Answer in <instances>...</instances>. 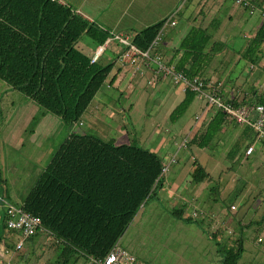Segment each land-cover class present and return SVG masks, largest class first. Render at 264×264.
<instances>
[{"label":"trees","instance_id":"obj_1","mask_svg":"<svg viewBox=\"0 0 264 264\" xmlns=\"http://www.w3.org/2000/svg\"><path fill=\"white\" fill-rule=\"evenodd\" d=\"M260 2L251 0L244 6L259 9L263 17L238 51L250 68L259 69L258 76L264 74V8ZM204 15L205 12L203 15L201 12V17ZM165 20L137 31L129 42L141 50L147 49ZM211 22L216 26L219 20L213 16ZM209 25L191 26L177 45L169 47V57L165 55L168 48L164 49L162 42L159 47L164 60L173 63L176 71L188 78L199 77L204 83L209 81L205 72L211 61L226 48L224 42L212 39ZM83 35L89 37L95 48L107 38H113L110 32L56 0H0V79L33 100L44 112L59 117L69 130L17 204L39 218L41 229L25 240L38 238V243L46 237L50 239L53 248L48 261L55 256L50 264L103 258L118 243L139 208L149 198L157 196L163 186V162L156 152L134 143H115L112 138L72 130L75 124H82L83 116L89 112L104 82L111 84L123 68L117 61L118 54L102 62V52L95 62H90L91 54H85L76 46ZM116 42L120 52L125 49L122 43ZM217 85L222 91V84L215 82L214 86ZM250 90V95H242L240 99L238 95L224 98L223 93L222 97L234 105L263 104V90L254 86ZM183 93L170 119L180 117L196 97L194 91ZM210 107L213 113L186 140L187 147L206 148L227 125L238 126L221 108ZM251 143L264 145V139L257 141L253 129L243 125L226 152L229 168L233 169L243 155L247 158L244 152ZM205 178H209V173L197 164L192 181L198 183ZM1 181L2 207L5 192ZM244 186L242 181L241 186L233 189L227 206L229 211ZM183 212V208L173 209V214L187 222L210 218L196 213L184 216ZM5 220L2 209L0 245L12 251L20 232L7 228ZM263 222L264 211L258 223ZM248 224L251 221L244 224L237 220L238 236H229L225 241L216 240L220 229L207 232L214 239L221 264L238 262L244 249L243 230ZM228 242L231 244L227 245Z\"/></svg>","mask_w":264,"mask_h":264},{"label":"rangeland","instance_id":"obj_2","mask_svg":"<svg viewBox=\"0 0 264 264\" xmlns=\"http://www.w3.org/2000/svg\"><path fill=\"white\" fill-rule=\"evenodd\" d=\"M160 1L153 0L154 4H150L153 8L147 9L143 3L145 7L132 10L133 16L124 22L133 26L151 22L160 16L165 15L166 19L172 16L180 25H165L161 34V39H171L170 48L178 44L179 37H183L191 26H205L209 22L204 20L205 15L201 19L200 11L202 15L203 12L207 15L213 12L206 8L207 5L202 9L200 6L194 8L190 11L193 15L187 24L180 16L187 14L186 8L191 0ZM156 2L158 6L165 3L167 9H157ZM260 3L263 5L264 0ZM234 4L235 0H226L225 6L235 12ZM172 5L176 9H169ZM222 13L220 24L213 26L210 23L208 26L212 39L222 41L226 46L206 69L208 82L213 85L221 83L224 97L237 94L240 99L242 95L248 96L251 86L264 92V74L258 76L259 69L250 68L238 54L263 15L258 10L248 15L238 9V21L235 18L230 21L224 16L228 11ZM76 46L85 54H89L90 48H95L86 35ZM109 48L102 55V62L112 58L108 56ZM170 52L168 48L166 57ZM151 75L150 71H146L144 76H135L136 79L126 86L118 75L111 84L104 82L94 96L89 112L83 116L82 124L77 123L72 128L77 133H90L103 139L112 138L115 143H134L148 148L167 165L162 173L164 187L139 208L119 238V246L147 264H221L214 239L207 232L220 229L216 240H226L229 236H238L235 229L237 220L244 224L251 221L243 230L244 249L236 264H264V222L258 223L264 211V145L254 144V151L247 158L243 155L233 169L226 162V152L242 125H227L206 148L187 147L186 140L198 130L202 121L206 122L213 108L204 97L196 96L180 117L170 119L171 111L182 100L184 93L168 80L148 82ZM250 116L255 117V112ZM68 133V128L59 117L44 112L33 100L0 79V179L5 201L20 204ZM197 164L205 167L209 178L195 183L192 173ZM242 181L245 186L239 198L232 202L234 208L230 207L231 213L227 206L232 199V191L237 185L241 186ZM180 207L184 208L185 215L196 213L202 217L209 215L210 218L187 222L173 214V209ZM1 208L0 205V213ZM39 244L31 252L30 240L25 241L23 249L15 251L10 261H16V264L51 263L55 259L53 256L48 261L52 255L51 240L46 237L42 242L39 240ZM81 261H76V264Z\"/></svg>","mask_w":264,"mask_h":264},{"label":"built area","instance_id":"obj_3","mask_svg":"<svg viewBox=\"0 0 264 264\" xmlns=\"http://www.w3.org/2000/svg\"><path fill=\"white\" fill-rule=\"evenodd\" d=\"M238 5L248 6L246 0H235ZM165 25L174 26L176 21L172 16L168 17L161 25L157 35L151 41L147 49L141 50L135 45L131 44L127 38L119 35H113V38L122 43L125 47L124 50L119 52L117 61L118 63L130 72L131 76L142 75L146 71L152 73L148 82H154L158 78L162 80H168L175 84L181 92L186 90L194 91L197 97H204L207 103L216 108H221L222 111L233 121L239 125H249L256 133V140L264 139V103H254L251 105H234L227 102L222 97V91L219 89V85L214 86L210 82L204 83L199 77L188 78L184 74L174 69V64H168L164 57L160 54V42L161 34ZM112 38L102 44L98 45L91 53L90 62H95L102 52L104 51L106 44ZM255 112V117H251V113ZM185 142V139L183 140ZM182 142V145H184ZM254 144L247 147L245 154L248 155L254 151ZM167 169V165L163 164V170ZM0 201L2 199L0 198ZM2 207L6 215V226L9 229H14L20 232V239L14 245V250H20L23 240L28 236L34 234L38 229H41L40 220L37 216L32 215L24 211L20 205H15L4 201ZM234 208V205H231ZM12 251L4 246L0 249V256L5 259V264H10V260L7 259L11 255ZM89 264H145L139 260L132 253L119 246L118 243L113 247L103 258H90Z\"/></svg>","mask_w":264,"mask_h":264},{"label":"crops","instance_id":"obj_4","mask_svg":"<svg viewBox=\"0 0 264 264\" xmlns=\"http://www.w3.org/2000/svg\"><path fill=\"white\" fill-rule=\"evenodd\" d=\"M56 1H58L61 4H65V5L69 6L75 13L81 15L83 18H85L89 22L96 24L101 29L110 32L111 35H119V36L127 38V39H131V37H132V35L134 33H136L137 31H140L144 27H146V26H148L150 24H153V23H155L157 21H160L161 19H164L165 17H167L165 15L164 16H160L159 18H156V19H154L151 22L146 21L145 24H143V23L138 24V25L136 24L137 26L134 25V24L132 26V24L124 22L126 19H130L133 16V14L131 13L132 10L134 11L137 7L144 8L145 6L143 5V3L146 4L145 9H147L148 7L151 8L152 6L150 4L151 3L154 4L153 0H146L147 2L145 0H56ZM161 1H160V3H161ZM246 1H249V0H246ZM163 2H164V0H163ZM225 3H226V0H191L190 3H189L188 8H186L187 14L183 13L182 16H180V17H182V20L184 22H187V24H188V21L190 20V18L193 15V13L190 12V11H192L194 8H197L199 6L202 9L203 7H205V5H207V7H206L207 9L209 8V9L213 10L212 14H208V15L205 14V19L204 20L205 21H207V20L209 21L207 24H205V26L209 25V23H212L211 21H212L213 16H215L219 20L218 24H220V17H222V15H223L222 12L224 10L228 11V13L226 15H224V16H226L227 19L230 20V21H231L232 18H235L238 21L239 18H237V15H236V11H238V9H241V10L247 12L248 15H253L255 13V11L258 10L260 12V15H263L262 12L259 9H257V8H254L253 10H250L249 8L245 9L243 5H238L236 3L234 4L235 6L233 7L236 10L234 12L233 11L234 9L232 10V8H230L229 6H225ZM157 4H159V3L156 2V4H155L157 9L158 8H163V7H165V10L167 9V5H165V3L162 6H158ZM262 7L264 8V4L262 5ZM169 9H176V7H175V5H172V7L169 8ZM231 11H232L233 16H232V14L230 15ZM200 13H201V11H200ZM240 16H242V15H240ZM201 19H203V16L201 17ZM175 21H176V19H175ZM183 21L181 23H183ZM177 24H178V26L180 25L179 22L176 21V25L175 26H177ZM140 25H143V26H140ZM181 38L182 37H179L178 40L180 41ZM179 41H178V43H179ZM161 42H162L163 46L165 45V46H167L169 48L170 47V43H171V39L166 40V37H165V39H163V38L161 39ZM110 45H111V47L109 48ZM108 48H109L108 56L109 57L110 56L117 57V54H118L119 49H120V46L117 44V42H116V40H114V38H112V40H110L106 44V47H105V49L103 51V54H104V52L106 50H108ZM94 49L95 48H93V49L90 48L89 49L90 50L89 51V55L92 53V51H94ZM116 68L117 67H115V69H114V71L112 73L113 75L115 73ZM127 73H128V71L126 69L121 68L120 71L117 74L119 79H120V81H124L126 83L125 86L128 85V83L130 81L136 79L135 76H137V75L131 76L130 74L128 75ZM112 74H110V77H111ZM125 77H127V78L125 79ZM155 81H157V80L155 79L154 82ZM222 91L225 94L223 89H222ZM234 95L235 94H233L232 96H234ZM255 146H257V143H255ZM163 187H164V184H163L162 188ZM162 188L158 191V193L162 190ZM180 208H183V207H180ZM183 211H184V208H183ZM1 212H2V208H1ZM183 215L185 216V214H183ZM0 216H1V213H0ZM258 239H260V237H258ZM27 240L24 239V241L22 243V247H21L20 250L23 249L24 243ZM36 240L37 239L30 240V251L31 252L33 251V248L35 246H40L42 244V243L39 244V242L37 243ZM221 240L224 241L225 239H221ZM2 247H3V245H0V249ZM15 251L16 250H12L11 255L7 259L10 260V257L12 256V254H15ZM17 251H19V250H17ZM0 259L2 260V261H0V264H5L6 261H3L5 259H2L1 256H0ZM9 262H10V264H16L15 263L16 261H14V262L9 261ZM18 262L22 263L23 261H18ZM45 262H46L45 264H50L47 261H45ZM76 263L77 262H74L73 264H76ZM80 264H89V262L88 261H81ZM145 264H147V263H145Z\"/></svg>","mask_w":264,"mask_h":264}]
</instances>
